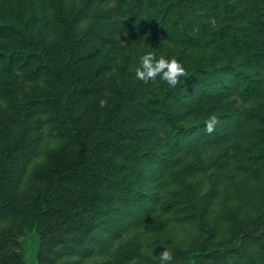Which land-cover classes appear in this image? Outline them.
<instances>
[{"label": "rangeland", "instance_id": "1", "mask_svg": "<svg viewBox=\"0 0 264 264\" xmlns=\"http://www.w3.org/2000/svg\"><path fill=\"white\" fill-rule=\"evenodd\" d=\"M78 1L80 25L103 21L102 37L92 42L82 61L83 81L93 76L96 89L74 98L70 106L80 127L96 114H104L121 96L130 93L131 97L141 99L151 95L160 76L154 81H144L135 75V67L146 53L156 59H175L185 72L196 66L230 62L242 72L264 76L263 66L253 57L255 49L264 42V31L248 22L244 15L247 0H226L229 6L226 10L223 3L212 0ZM32 5L35 7L31 9ZM50 6H56L53 0H0V17L25 15L30 9L34 38L43 45L57 44V28H48ZM230 11L239 17L240 27L236 32L227 16ZM0 81L4 82L0 86L1 171L5 169L9 192L26 202L45 187L44 172L50 161L57 155L71 157L74 145L61 133L53 111L40 117V111L18 108L13 102L16 97L25 101L23 95L28 91V94L54 92L45 70H40L36 77L25 71L0 74ZM247 83L244 75L226 71L221 79L207 77L194 81L189 95L180 100L169 98L166 104L177 122L196 126L186 130L180 145L167 136L165 125L132 118L131 125L144 126L142 140L129 139L140 147L139 165L133 169L125 164L114 172L117 180L127 186L125 191L112 186L105 198L93 203L99 209L107 207L111 214H116L115 219L98 213L92 220L86 219L91 221L87 230L86 224L81 223L83 219L62 223L60 217V231L52 234L66 241L56 244L55 237L48 239L39 257L38 249L29 247L17 230L18 217L11 212L0 213V264H160L163 250L173 255L170 264H177L185 261L192 249L204 241H210L212 246L233 243L236 229L240 232L243 227L264 225L257 220L264 212V113L233 125V120L245 119L246 102L252 107L260 102L258 111L264 109V101L260 100L264 97V79L258 96L252 93L253 88L249 97L247 92L243 94ZM212 117L216 118L213 131L224 130L226 134L220 135L227 138H207L213 132L207 130ZM224 121H231L228 123L231 126L219 129ZM14 143L23 147L12 149L9 159L5 152ZM180 146L184 149L178 152V162L190 165L202 161L207 172L194 178L192 190H182V199H178L194 203L200 200V193L201 199L205 197L204 209L189 221H178L169 212L163 219L133 230L131 226L137 219L120 218L127 205L134 204L127 197L129 188L142 197L146 193L154 194L153 190L149 191L152 172L147 175L145 172L149 166L157 167L159 161L170 158L169 154ZM161 182L164 194L178 196L176 181L163 178ZM119 210L122 212L118 213ZM135 245H140V250ZM259 247L258 242H249L241 254L207 258L200 264H253L254 260H262L264 264L263 256L258 255ZM22 253H26V258L20 260L16 254L22 256Z\"/></svg>", "mask_w": 264, "mask_h": 264}, {"label": "trees", "instance_id": "2", "mask_svg": "<svg viewBox=\"0 0 264 264\" xmlns=\"http://www.w3.org/2000/svg\"><path fill=\"white\" fill-rule=\"evenodd\" d=\"M53 1L56 6H50L52 10L48 28L53 29L54 26L57 28L59 42L57 44L43 45L34 38L35 34L31 30L33 14H28L30 9L25 15L17 14L13 18L0 17V74L25 71L26 74L36 77L40 70H45L54 88V92L38 94H28V91L23 95L25 101L16 97L14 104L18 108L40 111L42 113L40 117L48 111H53L59 121L58 126H60L61 133L74 145L71 157L57 155L50 161L44 172L46 185L30 201L24 202L9 192L5 184V169L2 172L0 165V213L11 212L18 217L17 230L29 247L38 249L37 256L39 257L48 239L55 237L53 243L56 244L66 241L60 235L52 234L54 231H60L61 223L58 222L60 217H62V223L83 219L81 223L86 224L87 230L91 221L87 222L86 219L92 220L98 213L107 214L111 220L116 218V214H111L107 207L99 209L93 203L105 198L112 186H118L122 188V192L125 191L127 186L117 180L114 172L125 164L132 166L133 169L139 165L140 147L129 139L142 140L144 126L131 125L132 118L136 117L139 118L138 120L145 119L149 123L165 125L167 136H172L180 145V138L186 130L196 126L188 127L177 122L170 107L166 104L169 98L180 100L183 96L189 95L194 81L207 77L215 80L221 79L223 72L226 71H235L237 74L244 75L248 83L242 89L243 94L246 95L247 92L246 96L249 97L248 93L253 88L252 93L258 96L264 79V76L256 77L242 72L230 62L192 67L179 78L177 85L171 86L167 81L160 79L157 88L148 97L135 99L130 93L127 96H121L112 102L104 114H96L91 121L80 127L72 115L70 106L74 98L90 94L96 89L93 76L83 81L82 61L92 47V42L102 37L103 21L80 25L81 19L77 13L80 1ZM212 1L223 3L225 10L229 7L226 0H221L224 2ZM34 7L32 5L31 9ZM243 13L248 18V22L264 31V0H247ZM227 16L232 20L236 32L240 27L237 13L232 15L230 11ZM253 57L264 69V42L255 49ZM3 83L0 81V86ZM260 100L264 101V97L262 96ZM246 103L247 110L243 112L245 119L233 120L234 126L241 125L240 122L248 119L263 116L264 109L261 112L258 111L260 102L257 107ZM230 122L224 121L219 129L229 125ZM223 132L226 134L224 130H215V132L208 133L207 138L209 140L225 139L227 135L222 137L220 135ZM21 147L23 145L12 144L10 148L7 147L8 151L5 152V156L10 159L11 150ZM183 149L184 146H180V149L177 147L169 154L170 158L159 161L157 167L149 166L145 172V175L152 172L149 191L153 190L154 194L146 193L142 197L138 191L129 188L128 191L131 192L127 197L131 198L134 204L127 205L128 209L120 218L137 219L131 226H134L133 230L136 226L155 222L157 219L161 220L169 212L177 216L178 221H189L194 216L200 215L204 209L205 197L201 199L200 193H198L200 200L194 203L181 202L178 199H182V190H192L196 182L194 178L207 172V167L202 161L190 165L178 162V152ZM163 178H168L172 182L176 181L177 197H174L173 193L164 194L162 192ZM120 210L118 213L122 212ZM257 220L264 224V212ZM237 231L236 229V238L233 243L226 242L212 246L210 241H204L203 244L192 249L185 261L177 264H200L207 258L241 254L245 251L247 244L254 241L260 244L258 255L264 258V225L243 227L240 232ZM135 246L137 251L140 250V245ZM16 255H20V260L24 256L26 258V253H22V256L21 254ZM253 264L263 263L262 260H254Z\"/></svg>", "mask_w": 264, "mask_h": 264}, {"label": "clouds", "instance_id": "3", "mask_svg": "<svg viewBox=\"0 0 264 264\" xmlns=\"http://www.w3.org/2000/svg\"><path fill=\"white\" fill-rule=\"evenodd\" d=\"M185 69L181 63L175 59H166L161 57L156 59L151 53H146L142 56L140 65L135 67V75L137 78L148 81L155 80L159 75L161 79L167 81L171 86L178 83L179 78L184 74ZM216 123V118L212 117L207 122V130L213 131V125ZM160 264H170L173 260V255L168 250L160 252Z\"/></svg>", "mask_w": 264, "mask_h": 264}]
</instances>
